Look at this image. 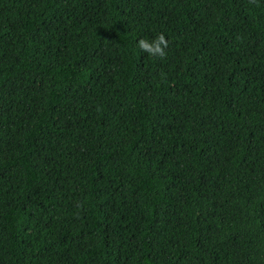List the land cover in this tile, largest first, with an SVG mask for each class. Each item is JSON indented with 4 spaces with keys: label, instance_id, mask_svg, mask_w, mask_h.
<instances>
[{
    "label": "trees",
    "instance_id": "1",
    "mask_svg": "<svg viewBox=\"0 0 264 264\" xmlns=\"http://www.w3.org/2000/svg\"><path fill=\"white\" fill-rule=\"evenodd\" d=\"M0 264H264V0H0Z\"/></svg>",
    "mask_w": 264,
    "mask_h": 264
},
{
    "label": "clouds",
    "instance_id": "2",
    "mask_svg": "<svg viewBox=\"0 0 264 264\" xmlns=\"http://www.w3.org/2000/svg\"><path fill=\"white\" fill-rule=\"evenodd\" d=\"M136 43L140 50L147 52L149 55L157 57H164L166 55L164 49L167 47V41L163 33L157 34L151 41L140 38Z\"/></svg>",
    "mask_w": 264,
    "mask_h": 264
}]
</instances>
